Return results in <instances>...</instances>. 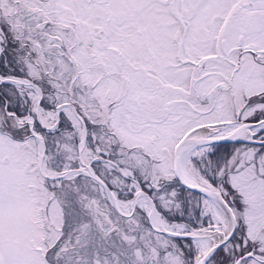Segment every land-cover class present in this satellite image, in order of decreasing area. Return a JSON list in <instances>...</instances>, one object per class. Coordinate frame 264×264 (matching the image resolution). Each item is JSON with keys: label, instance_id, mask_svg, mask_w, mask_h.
<instances>
[{"label": "snow or ice", "instance_id": "obj_1", "mask_svg": "<svg viewBox=\"0 0 264 264\" xmlns=\"http://www.w3.org/2000/svg\"><path fill=\"white\" fill-rule=\"evenodd\" d=\"M0 264H264V0H0Z\"/></svg>", "mask_w": 264, "mask_h": 264}]
</instances>
